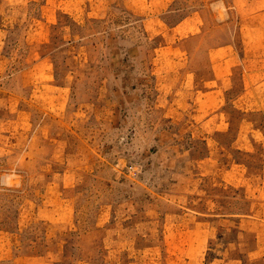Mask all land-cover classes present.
Listing matches in <instances>:
<instances>
[{"label": "rangeland", "instance_id": "374dc122", "mask_svg": "<svg viewBox=\"0 0 264 264\" xmlns=\"http://www.w3.org/2000/svg\"><path fill=\"white\" fill-rule=\"evenodd\" d=\"M210 1L0 0V84L9 97L0 119V240L14 243L13 254L63 241V206L69 245L79 247L73 262L52 252L59 264H183L176 228L235 226L212 215L248 205L225 159L238 130L264 127V90L247 102L255 111L232 105L236 91L223 96L235 119L229 130L202 125L187 102L173 104L181 79L173 69L201 67L207 49L175 63L159 45L167 25ZM220 1L226 11L213 43L237 23L231 1ZM242 117L254 123L239 124ZM259 141L253 156L234 155L262 165Z\"/></svg>", "mask_w": 264, "mask_h": 264}, {"label": "crops", "instance_id": "0c3cea01", "mask_svg": "<svg viewBox=\"0 0 264 264\" xmlns=\"http://www.w3.org/2000/svg\"><path fill=\"white\" fill-rule=\"evenodd\" d=\"M230 1L237 15V23L229 36L226 34L215 43L209 41V34L218 32L223 27L219 21L224 19L223 1L213 0L189 9L175 23L167 25V39L159 44L162 51H172L175 63L182 53L193 56L202 48L207 49L208 58L201 67L173 69L181 75L179 82L173 85V104L184 105L187 102L193 107L197 122L202 125L218 123L217 129L223 132L235 122L234 117L224 109L227 103L223 96L229 91H236L232 105L241 112L255 111L261 107L248 108L247 102L252 97L256 99L258 92L264 90V0ZM170 4L163 0L159 5L169 8ZM237 45L240 52L235 53ZM1 65L0 60V79ZM237 68L238 72L235 71ZM8 108L9 97L0 84V119L5 117ZM238 122L245 125L254 123L245 117ZM237 132V140L233 141L230 149L238 155L251 157L256 152L252 143L259 140L264 143V127L257 132ZM233 151L227 153L225 170L230 177L229 183L235 184L237 195L248 205L212 215L216 221L234 220V227L216 228L213 222H209L207 225L176 228L174 233L179 235L177 239L183 248V264H264V161L262 165L250 166L236 157ZM29 153L30 149L25 150L23 156H29ZM245 173L251 174V179L247 177V181H244ZM57 214L59 217L63 214V241L62 238L56 239L37 249L44 252L35 251L21 256L13 254V242L12 247H8L6 242L0 240V263L8 260L11 264H59L61 258H52V252H63V262L68 259L73 262V247L78 249L79 246L69 245L73 230L66 224L71 220L64 206L63 213L59 211ZM94 231L99 229L95 228ZM219 243L221 248L215 249ZM87 262L95 264L91 260Z\"/></svg>", "mask_w": 264, "mask_h": 264}]
</instances>
